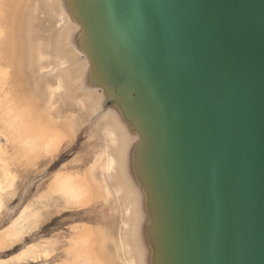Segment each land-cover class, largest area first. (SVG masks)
Wrapping results in <instances>:
<instances>
[{"label": "bare ground", "instance_id": "bare-ground-1", "mask_svg": "<svg viewBox=\"0 0 264 264\" xmlns=\"http://www.w3.org/2000/svg\"><path fill=\"white\" fill-rule=\"evenodd\" d=\"M44 9L52 26L42 32ZM136 58L108 0H0V204L2 186L16 181L13 164L54 156L101 104L107 112L93 130L102 153L46 185L62 208L100 204L113 213V222L78 228L62 264H199L166 105Z\"/></svg>", "mask_w": 264, "mask_h": 264}, {"label": "water", "instance_id": "water-1", "mask_svg": "<svg viewBox=\"0 0 264 264\" xmlns=\"http://www.w3.org/2000/svg\"><path fill=\"white\" fill-rule=\"evenodd\" d=\"M166 105L199 264H264V0H108Z\"/></svg>", "mask_w": 264, "mask_h": 264}, {"label": "rangeland", "instance_id": "rangeland-1", "mask_svg": "<svg viewBox=\"0 0 264 264\" xmlns=\"http://www.w3.org/2000/svg\"><path fill=\"white\" fill-rule=\"evenodd\" d=\"M47 12L51 15V11L45 10L42 12L45 14L42 15L43 18L40 13L44 25L40 21L39 29L52 26L46 19L50 18ZM69 52L65 50L64 55L59 56L60 62L49 65L45 70L47 72L39 75L38 81L41 77L40 81L43 80L39 85H43L48 76H53L52 69L56 68L55 64L61 63L59 65L62 67L65 61H68ZM101 106L94 116L80 127L73 140L65 142L57 154L42 158L36 165L16 162L11 166L15 171L16 181L9 190L7 184L2 186L5 194L0 204V263L62 264L67 257L69 239L78 228L85 224L98 228L105 224L107 219L113 222L110 218L113 213L100 204L83 209H66L54 199L45 196L46 185L56 171L71 167L84 169L90 163L89 159L93 160L102 153L99 136L93 132L100 117L107 113L101 110ZM55 113L52 112V116Z\"/></svg>", "mask_w": 264, "mask_h": 264}]
</instances>
